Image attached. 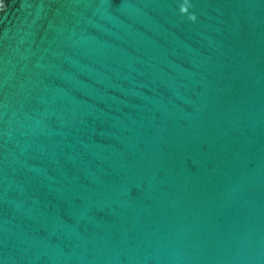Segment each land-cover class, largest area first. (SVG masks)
Segmentation results:
<instances>
[{
    "label": "water",
    "instance_id": "water-1",
    "mask_svg": "<svg viewBox=\"0 0 264 264\" xmlns=\"http://www.w3.org/2000/svg\"><path fill=\"white\" fill-rule=\"evenodd\" d=\"M0 0V264H264V0Z\"/></svg>",
    "mask_w": 264,
    "mask_h": 264
},
{
    "label": "clouds",
    "instance_id": "clouds-1",
    "mask_svg": "<svg viewBox=\"0 0 264 264\" xmlns=\"http://www.w3.org/2000/svg\"><path fill=\"white\" fill-rule=\"evenodd\" d=\"M191 7V4L189 2V0H183V3L181 4L180 6V11L183 15H189V9ZM189 19L195 23L196 20H197V16L192 14V15H189Z\"/></svg>",
    "mask_w": 264,
    "mask_h": 264
}]
</instances>
